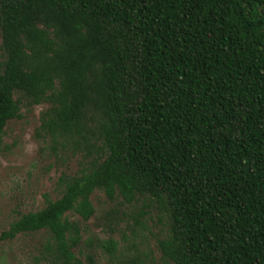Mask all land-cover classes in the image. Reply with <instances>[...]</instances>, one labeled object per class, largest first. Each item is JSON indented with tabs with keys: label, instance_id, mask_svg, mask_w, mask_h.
<instances>
[{
	"label": "trees",
	"instance_id": "1",
	"mask_svg": "<svg viewBox=\"0 0 264 264\" xmlns=\"http://www.w3.org/2000/svg\"><path fill=\"white\" fill-rule=\"evenodd\" d=\"M0 40V142L47 104L39 131L82 157L1 240L44 232L46 264H83L69 214L100 191L158 211L165 261L264 264V0H0Z\"/></svg>",
	"mask_w": 264,
	"mask_h": 264
},
{
	"label": "rangeland",
	"instance_id": "2",
	"mask_svg": "<svg viewBox=\"0 0 264 264\" xmlns=\"http://www.w3.org/2000/svg\"><path fill=\"white\" fill-rule=\"evenodd\" d=\"M47 107L22 106L21 116L6 125L0 142V237L19 215L59 198V178L81 169L79 154L60 146L53 149L50 139L39 131L41 113ZM91 202L94 215L89 220L69 214L80 226V243L74 252L83 264H90L87 256L93 264H172L157 248L165 236V220L147 201L126 204L96 191ZM45 237L38 232L0 239V264H46ZM109 239L117 244L112 257L102 249Z\"/></svg>",
	"mask_w": 264,
	"mask_h": 264
}]
</instances>
